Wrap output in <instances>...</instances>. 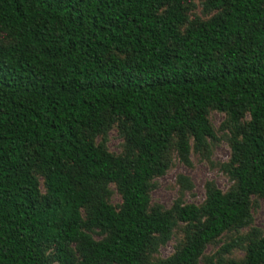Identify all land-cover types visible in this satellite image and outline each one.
I'll list each match as a JSON object with an SVG mask.
<instances>
[{"label": "trees", "instance_id": "trees-1", "mask_svg": "<svg viewBox=\"0 0 264 264\" xmlns=\"http://www.w3.org/2000/svg\"><path fill=\"white\" fill-rule=\"evenodd\" d=\"M189 1L0 0L12 38L0 47V264H49L48 245L59 264H145L178 221L196 229L161 264H199L209 243L250 223L252 197H264V0H208L222 14L182 33ZM212 108L232 125L251 119L233 141L236 188L150 209L173 138L187 159L191 138L205 149L215 137ZM117 121L123 157L96 143ZM243 264H264V236Z\"/></svg>", "mask_w": 264, "mask_h": 264}, {"label": "rangeland", "instance_id": "rangeland-1", "mask_svg": "<svg viewBox=\"0 0 264 264\" xmlns=\"http://www.w3.org/2000/svg\"><path fill=\"white\" fill-rule=\"evenodd\" d=\"M208 0H192L184 3L182 12L186 23L181 31L184 33L191 25L209 22L222 14V9L207 6ZM11 36L0 26V47L8 45ZM208 121L213 128L215 137L208 140L205 149L197 148L193 139H190V154L185 159L178 148V138L174 137L166 160L169 167L162 176L154 177L150 184V209L160 208L168 211L179 206L194 204L202 206L210 190L218 189L228 193L236 188V179L232 171L231 162L233 141L240 138L241 129L248 127L251 119L246 114L239 125H232L230 116L212 108L208 112ZM126 125L122 121L111 123L107 129L96 138L97 144H102L114 156H125L129 153L126 139ZM34 175L40 183L41 193L47 189L43 172L34 167ZM108 202L116 208L122 204V195L116 185L109 186ZM89 207L82 209L87 218ZM251 221L240 227H233L218 239L209 243L200 258L199 264H227L231 261L243 264L248 248L252 241L264 236V197L253 196L251 199ZM197 224H187L178 221L174 227L169 242L152 248L147 253L145 264H161L165 259L173 256L186 245L194 234ZM94 239L100 241L106 235L98 229L91 231ZM54 247L48 245L44 255L49 264H59L54 259Z\"/></svg>", "mask_w": 264, "mask_h": 264}]
</instances>
